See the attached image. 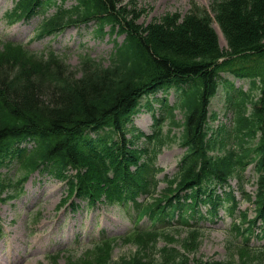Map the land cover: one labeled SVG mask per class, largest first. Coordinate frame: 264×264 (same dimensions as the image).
<instances>
[{
	"label": "trees",
	"instance_id": "1",
	"mask_svg": "<svg viewBox=\"0 0 264 264\" xmlns=\"http://www.w3.org/2000/svg\"><path fill=\"white\" fill-rule=\"evenodd\" d=\"M63 1H53L58 14L49 21L48 29L96 19L101 23L98 35L108 24L114 31L118 28L125 40L110 56L108 65L82 57L79 72H72L56 56L48 60L15 59L22 52L15 47L9 51L7 46L0 52V152L14 139L23 141L34 136L38 149L25 163V169L32 170L45 159L54 158L59 173L68 165L87 169L83 178L87 186L96 181L110 182L108 171L112 169L118 181L135 190L129 166L120 160V148L97 145L89 139L88 147L83 148L81 141L89 129H122L142 93L156 84L177 80L189 82L191 87L181 105L186 128L182 141L191 155L188 170L182 175L185 185L193 184L190 174L203 158L201 125L206 102L215 90L218 72L237 62L253 63L262 78L261 98L251 111L248 108V117L245 103H253V97L243 99L239 131L246 127L251 133L258 129L264 133V0H217L212 5L213 13L193 5L184 19L175 14L146 28L136 22L138 15L122 12L127 7L119 6L121 0H77V5L68 8ZM34 2L38 0H20L17 10L26 12ZM214 22H218L228 50L221 46ZM226 57L228 60L218 64ZM172 125H180L174 115ZM123 138L121 134L120 141ZM163 144L156 143V152ZM97 146L101 147L99 154ZM260 152V186L264 189V138ZM241 155L247 156L246 151L242 149ZM0 165L4 163L0 161ZM1 182L4 178L0 186ZM115 187L113 198L120 200L121 192ZM149 243L156 245L155 240Z\"/></svg>",
	"mask_w": 264,
	"mask_h": 264
},
{
	"label": "rangeland",
	"instance_id": "2",
	"mask_svg": "<svg viewBox=\"0 0 264 264\" xmlns=\"http://www.w3.org/2000/svg\"><path fill=\"white\" fill-rule=\"evenodd\" d=\"M16 1L18 0H0V19ZM192 1L209 8L213 0H127L126 2H130L135 14H139V24L147 26L161 24L169 14L178 12L185 15ZM72 4H75L74 0H71L68 5ZM131 6H128V10L131 9ZM42 18L43 16H37L32 19L24 29L23 22L18 23L11 29L13 32L8 37H5L3 33L7 27L5 19H3L2 22L0 21V39L17 42L28 25H33ZM214 26L219 30L217 23H214ZM83 28H80L77 34V46L74 44L73 38L70 37L75 31L74 27L67 29L58 42L57 40L52 42L57 50L68 48L66 52L69 57L66 63L70 65L71 70L78 68L80 53L87 51L94 57L104 56L107 58L112 50V44L107 41V38L95 39L89 35L90 29ZM28 32L24 33V37L29 34ZM85 36V39L80 40ZM44 41V37H41L33 43L26 44V47L31 51H40L46 45ZM223 41L224 39L221 37V44L224 46ZM81 43H84L85 46L78 48ZM3 47L4 43H1L0 48ZM104 62L108 63V61ZM226 77L229 76L226 75ZM253 96H257V93ZM224 107L225 94L224 91H221L214 102V108L223 111ZM224 113L228 115L229 110ZM178 119H182L179 114ZM136 121L147 133H152L153 120L149 114L138 115ZM166 130L167 126L165 125L164 131ZM177 133L180 135L181 132L177 131ZM173 146L174 150L172 147L167 148L158 160V165L168 168L169 171L166 173L171 171L170 174L175 172L176 165L184 153H181L182 149L179 144ZM172 154L174 155L173 159H171ZM14 173L15 169L12 170V174ZM162 187L161 185L160 189ZM66 193L65 183L55 177L36 173L25 184L24 191L19 197L2 205L0 217L4 230L0 234V264H78L80 262L90 263L96 258L100 263L101 259L98 257L100 250H89L100 235L104 232L110 236H121L131 228V220L128 215L117 207L100 205L91 210L83 205L77 212H73L70 205H62ZM249 216L252 218L253 212ZM229 221V219L226 220L228 223L226 226L219 223L211 231L206 230L201 246L190 239L186 228L179 225L173 229L167 228L165 234L161 235L158 247H164L167 241L168 244L183 250L186 253L187 264L219 263V261L229 259L228 264H264V258L259 254L246 249L237 248L235 251L230 249V243L234 246L242 244L243 237H238L235 233L232 236L229 231ZM261 244L263 243L255 236L251 239L252 246ZM66 249L73 256H65L63 253V257L60 258L49 257L58 251L66 252ZM135 251L136 246L119 242L115 248L114 257L118 258L121 255L129 257ZM158 259L155 258V264L160 262L172 264L169 260L164 261L162 256Z\"/></svg>",
	"mask_w": 264,
	"mask_h": 264
}]
</instances>
